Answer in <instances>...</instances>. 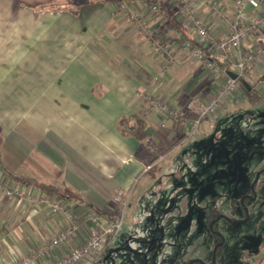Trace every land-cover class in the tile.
Here are the masks:
<instances>
[{"label":"crops","instance_id":"1","mask_svg":"<svg viewBox=\"0 0 264 264\" xmlns=\"http://www.w3.org/2000/svg\"><path fill=\"white\" fill-rule=\"evenodd\" d=\"M122 1L131 9L157 5L158 13L147 25L156 26L172 48L178 50L194 36L190 20L177 13L184 0ZM117 2L67 0L55 6L51 0H0V180L14 184L8 174L19 175L70 188L83 200L67 198L81 226L56 246L49 260L87 236L93 229L87 211L98 212L116 190H132L138 203L148 199L146 193L155 185L166 184L161 194L168 197L171 182L165 178L163 183L164 176L158 175L169 164L150 173L165 156H158L156 147L172 138L168 151L182 145L191 135L190 121L169 117L162 124L158 109L147 101V108L139 106V93H154L178 110L192 97V103H204L222 79L188 63L179 51V63L154 80L161 57L152 55L148 39L132 28L133 21L114 10ZM188 2L198 14L207 15V4ZM224 4L220 16L209 18L208 30L215 37L224 35L234 10L233 0ZM254 38L262 42L264 30ZM131 114L141 124L137 133L123 134L118 121ZM213 120L201 119L199 126ZM64 224L60 216L33 215L31 203L10 202L0 193V254L8 262Z\"/></svg>","mask_w":264,"mask_h":264},{"label":"rangeland","instance_id":"2","mask_svg":"<svg viewBox=\"0 0 264 264\" xmlns=\"http://www.w3.org/2000/svg\"><path fill=\"white\" fill-rule=\"evenodd\" d=\"M242 80L252 89L239 84L203 120L224 115L200 125L171 152L175 138L156 147L158 156H165L150 173L169 164L158 175L171 182L167 198L161 194L166 184L155 185L148 199L135 203L131 190L97 209L110 219L121 217V229L90 264H185L195 258L210 263L215 237L209 223L220 215L238 222L217 218L214 227L222 242L215 264H264V68L253 65ZM191 99L178 109L181 113L199 107Z\"/></svg>","mask_w":264,"mask_h":264},{"label":"built area","instance_id":"3","mask_svg":"<svg viewBox=\"0 0 264 264\" xmlns=\"http://www.w3.org/2000/svg\"><path fill=\"white\" fill-rule=\"evenodd\" d=\"M199 1L208 5L206 16L198 14L196 6L188 0H184L186 4L177 12L180 19L190 20L195 29L194 36L182 43L178 50L165 42L156 26L147 25V19L158 13L157 5L145 3L140 9H131L125 1L120 0L114 9L124 14L127 20L133 21L132 28L138 32L142 31L148 39L152 55L161 57L159 71L154 75V80L165 77L166 72L179 63L180 60L176 58L179 51L184 55L185 61L197 64L201 71L222 76L210 97L192 110L197 116L190 120L189 134H197L201 119L213 113L224 100L233 96L253 65L264 68V40L260 42L254 38L256 33L264 30V0H233L234 10L224 26L222 37H215L209 32L208 22L210 17L222 14L225 8L224 0ZM212 58L226 61L228 68H220ZM228 69L234 71L237 77L231 78L226 72ZM138 97L140 107L147 108L144 103L147 101L150 106L158 109L163 116L162 124L165 118H178L183 113L171 108L154 93H139ZM0 193L10 202L24 200L31 203L33 215H56L65 221L51 237L40 244L33 242L26 253L13 261L8 262L0 254V264H90L102 254L105 246L121 229V217L114 220L102 213L87 211V218L93 229L69 251L49 260L56 246L73 236L81 226V221L69 206L68 199L48 193L32 184L18 181L10 184L5 178L0 180ZM124 194L125 191L119 189L112 198L119 201Z\"/></svg>","mask_w":264,"mask_h":264},{"label":"trees","instance_id":"4","mask_svg":"<svg viewBox=\"0 0 264 264\" xmlns=\"http://www.w3.org/2000/svg\"><path fill=\"white\" fill-rule=\"evenodd\" d=\"M66 1L67 0H51V3L56 6V5L64 4ZM147 1L148 2H152V0H147ZM212 60L220 68H228V65H227L226 61H220L218 58H212ZM249 86L252 88V85H249ZM181 116L184 119L192 120V119L196 118L197 115H196V112L187 109L186 111H184L182 113ZM118 123H119V130L123 134H127L129 132L130 133H137L136 131H138V126H139V124H141V120L137 118L136 114H131V115H128V116L121 117L119 119ZM8 176H10L11 179L16 180L18 182L33 184V185H35V186H37L39 188H42V189L46 190L47 192L52 193L54 195L63 196V197L72 199L74 201H77L79 203L83 202L81 195L79 193L71 190L70 188H67V187L57 188V187H54L52 185L38 183L36 181H32V180H30L28 178H25V177H22V176H19V175H14V174H8ZM108 244L105 246L106 250L108 248ZM193 263L194 264H200L198 261H195Z\"/></svg>","mask_w":264,"mask_h":264},{"label":"water","instance_id":"5","mask_svg":"<svg viewBox=\"0 0 264 264\" xmlns=\"http://www.w3.org/2000/svg\"><path fill=\"white\" fill-rule=\"evenodd\" d=\"M116 1H120V0H116ZM226 72H227V74H228L231 78H236V77H237V74H236L234 71H232V70H229V69H228V70H226ZM241 82H242L243 85H245V87H246L247 89L250 88L249 85H248L244 80H241ZM260 172H261V171H258V173H257V175H256V177H255L256 180L258 179V176H259ZM254 182H255V181H254ZM252 187H253V186H252ZM254 196H255V195H254V193H253L252 197H254ZM212 222H213V220H211L210 223H209V228H210V229H211V226H212ZM236 222H238V221H236ZM214 232L217 233V234H220L218 231H214ZM221 242H222V239H221L219 242L215 243L214 246H213V248H212V253H211V264H215V251H216V247H217ZM195 261H200V262H202L200 259L195 258V259H191V260L187 261L185 264H192V263L195 262ZM202 263H203V262H202ZM203 264H205V263H203Z\"/></svg>","mask_w":264,"mask_h":264},{"label":"flooded vegetation","instance_id":"6","mask_svg":"<svg viewBox=\"0 0 264 264\" xmlns=\"http://www.w3.org/2000/svg\"><path fill=\"white\" fill-rule=\"evenodd\" d=\"M249 196L250 197H252V192L249 194ZM217 218L219 219V218H224V219H226V220H228V222H230V223H233V222H236L237 221V219H233V218H229V217H226V216H224V215H220V216H214V217H212L211 219H210V221L211 220H213V222H212V226H211V233L213 234V236L215 237V243H217V242H219L220 240H221V236H220V234H217V233H215L214 231H218V230H215L216 228L214 227V224H215V222H216V220H217ZM219 232V231H218ZM200 264H203V263H205V262H200V261H198ZM205 264H211V260H210V263H205Z\"/></svg>","mask_w":264,"mask_h":264}]
</instances>
